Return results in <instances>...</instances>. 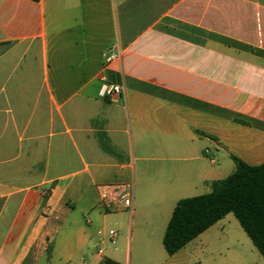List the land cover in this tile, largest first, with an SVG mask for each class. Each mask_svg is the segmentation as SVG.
Returning a JSON list of instances; mask_svg holds the SVG:
<instances>
[{
    "label": "crops",
    "instance_id": "1",
    "mask_svg": "<svg viewBox=\"0 0 264 264\" xmlns=\"http://www.w3.org/2000/svg\"><path fill=\"white\" fill-rule=\"evenodd\" d=\"M233 156L264 163V0H0V264H132L135 210L165 233ZM107 185L133 188L132 212ZM212 227L136 264H226Z\"/></svg>",
    "mask_w": 264,
    "mask_h": 264
},
{
    "label": "trees",
    "instance_id": "2",
    "mask_svg": "<svg viewBox=\"0 0 264 264\" xmlns=\"http://www.w3.org/2000/svg\"><path fill=\"white\" fill-rule=\"evenodd\" d=\"M232 158L235 171L212 181L209 193L177 202L163 236L169 255L232 213L264 258V163L249 165L235 156ZM105 264L121 263L106 259Z\"/></svg>",
    "mask_w": 264,
    "mask_h": 264
},
{
    "label": "rangeland",
    "instance_id": "3",
    "mask_svg": "<svg viewBox=\"0 0 264 264\" xmlns=\"http://www.w3.org/2000/svg\"><path fill=\"white\" fill-rule=\"evenodd\" d=\"M132 219H134V229L131 230V219L128 218L127 222L124 223V230L126 231L129 239L133 237V254H132V264H136L138 261V251L139 248L144 246L149 247H161L165 249L163 245V236H164V229L163 219L160 218L158 215L153 216V220L145 221L143 219V214L140 209H136L135 213L133 214ZM167 224V223H166ZM143 230L152 231V235L144 238L141 235ZM209 234L210 239L207 241L208 245L211 247H228L231 250L225 255L226 259L224 260L226 264H231L236 254L233 253L238 251L240 248L244 249H251L253 253H258L261 261L264 263V258L261 256L257 248L254 246L253 242L247 236L245 231L243 230L242 226L236 219V217L230 213L228 214L224 220H222L219 224L212 227L210 230L207 231ZM221 236V241H219L218 237ZM199 241L195 242L194 245L198 244ZM201 245V244H200ZM250 251V250H248ZM114 256V254H113Z\"/></svg>",
    "mask_w": 264,
    "mask_h": 264
},
{
    "label": "built area",
    "instance_id": "4",
    "mask_svg": "<svg viewBox=\"0 0 264 264\" xmlns=\"http://www.w3.org/2000/svg\"><path fill=\"white\" fill-rule=\"evenodd\" d=\"M116 54H111L107 58V62L110 63L112 60L116 59ZM122 86L118 84L109 83L104 81L101 85L99 94L104 98H112L115 94L120 93ZM206 157L210 159L212 163L216 162L215 157L212 156L211 151L206 149L204 151ZM101 194L104 204H109L110 202L116 203L120 208L133 211V188L128 185H107L102 187ZM108 236L110 242L115 245L117 242V232L114 229L108 231ZM99 254L103 256V251L99 250Z\"/></svg>",
    "mask_w": 264,
    "mask_h": 264
}]
</instances>
